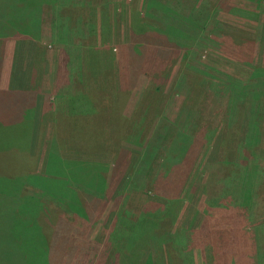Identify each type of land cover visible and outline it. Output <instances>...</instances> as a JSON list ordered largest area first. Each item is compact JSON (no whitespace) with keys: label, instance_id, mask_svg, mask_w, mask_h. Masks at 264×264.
Listing matches in <instances>:
<instances>
[{"label":"rangeland","instance_id":"rangeland-1","mask_svg":"<svg viewBox=\"0 0 264 264\" xmlns=\"http://www.w3.org/2000/svg\"><path fill=\"white\" fill-rule=\"evenodd\" d=\"M38 1L0 0V15L13 3ZM42 1L51 22L46 18L38 34L33 7L24 24L0 21V51L6 42L13 49L12 75L4 80L36 101L29 121L0 113V188L21 176L19 164L24 173L43 174L53 136L67 137L63 151L53 141L51 147L62 170L106 177L63 176L67 195L53 185L60 194L45 199L40 220L29 225L72 226L64 246L71 259L63 264H264V162L245 188L252 199L240 196V141L249 115L259 120L264 151V0H162L198 25L207 22L206 33L172 37L152 29L168 26L173 14L131 17L143 0ZM142 20L146 33L135 38L134 59L126 46L132 24ZM66 23L72 33L58 32L57 24ZM117 89L126 127L116 117ZM80 93L91 100L83 95L87 118L74 127L65 116L70 97ZM5 217L1 211L0 258L10 264L16 244L4 233L17 234L4 231L12 224ZM27 246L22 241L16 249Z\"/></svg>","mask_w":264,"mask_h":264},{"label":"trees","instance_id":"trees-1","mask_svg":"<svg viewBox=\"0 0 264 264\" xmlns=\"http://www.w3.org/2000/svg\"><path fill=\"white\" fill-rule=\"evenodd\" d=\"M28 2L32 3L30 2V0H28ZM157 14L162 16H170L171 14H173L174 19L168 26L164 28H162L164 24L162 26L153 27L154 29L152 30L155 33H162L169 37L176 36L178 32H180V30L187 33H198V32L206 33L207 30L206 20L202 21L201 25H198L197 21L195 22L194 20H192L191 16H187V18H184L175 11H173V9H171V7L168 6V1L164 3L162 0L160 1L143 0V5L140 8V10L135 11L131 17L134 16V19L135 17H140V16L146 18V16L151 17L152 15H157ZM132 25L134 26L131 28V31L135 35L131 36V39L129 40V43L127 44L126 48L129 50V57L132 56L134 59H136L135 57L138 56L137 51L139 47L136 44L135 38H139V36L145 35L146 24H144V21L142 20L141 22L137 21L135 24ZM57 27H58V32L64 34L65 33L69 34L72 33L73 31V26L71 25V23L57 24ZM52 28H55L54 24L52 25ZM184 39H187L186 36L184 37ZM148 46L149 43L147 44V48ZM155 47L159 51V47L156 44ZM130 49H132L133 51H130ZM141 58L142 57H140V60ZM83 95H85L88 99V96L85 93H83L82 95L80 93L71 96L68 101L67 115L65 116L67 118V121L65 122H68L69 120V122H71L74 127H83L85 120L80 122L78 121L80 119L87 118V114L84 115L86 109L83 107V104L85 103L84 100L85 98ZM115 95L118 98H121V100L119 99L117 103L119 105L117 106L116 117L119 120V124L122 127H126L129 118L125 117L121 113L122 104H123L122 101L124 99V95L122 94L120 89L116 90ZM34 98H35V94L32 92H26V91L25 92L10 91L6 93L0 92V113L5 111L8 112V115H10L14 121L20 118L27 119L28 116L29 119H32L33 118L32 110L34 109L33 108ZM250 98L252 99V105H253V101L256 104L253 110L250 109L251 110L250 113L251 112L256 113L260 110L259 109L260 107L257 104L258 94L254 93L253 91ZM88 100L90 102L91 96H89ZM256 118L257 116H253V115H249V117L247 116L246 121L243 124L244 134L242 140L240 141L241 147L243 149L242 155L243 158L246 159L245 161H241L240 163L241 166L243 167L242 174L240 175V180H241L240 196L245 197V195H247L249 200L252 199L251 196L252 193L249 190L250 188L249 189L248 188L245 189V188L249 186L250 178L252 179L253 176H255L256 174L255 168H258L259 166L262 167L261 164L262 162H264V151L259 143V135H260L259 120H257ZM29 119H27V121H29ZM75 136H79V135H75ZM180 137L182 138V140L185 139L184 136L182 135H180ZM66 139L67 137H63V138L61 137L60 140L56 139L55 136L52 137V141L54 142V145H57L58 151L64 150ZM52 141H50V147L48 148L44 158L45 171H43V174L33 176L30 175L28 172L24 173V171L22 170L19 164L16 166V168L20 169L21 176H16V175L11 176L9 179L15 177L14 178L15 180L12 179L6 180L8 181V184L4 188H0V193H2L0 196V216H1V211H4V213L6 212V217H8L7 219L9 220V222H12L11 225H8V228H5L6 224L4 223L3 229L4 231H8V232L12 231V233L17 234L16 236H14V238L13 236L11 238H8V235L4 233L5 242L10 241L12 242V244L13 243L16 244V246L9 249V252H12L11 254H9V258H8L10 260L9 261L10 264H63L62 259L64 257L66 259V262L68 263V261H70L71 259V256H68L69 253L68 254L65 253L66 251L64 246L67 243V238H68L67 236L68 230L66 231V228L67 226H69L70 228L72 227L69 224H62V225L55 224V221L52 223L53 225L51 228L50 227L44 228L42 224L41 225L38 224V226L29 225V224L37 220L38 221L40 220L39 216L41 215V211H43V209H46L45 207L46 200H49L50 197L51 199H53L55 193L60 194L57 193L56 188L53 185H56L57 189H59L61 192L64 191L62 197L67 195L68 190L67 188H65L66 184L62 187L63 184L60 180L62 179L63 176L66 178L70 177L71 175L84 176L86 177V182H88L89 178L100 181L104 177H106L105 175L103 176L98 172L80 173V172H69L62 170L60 166L59 154L56 155L52 151L53 150V148H51L53 145ZM225 142H226V131H224L223 140L220 143L221 150L227 146ZM178 150L182 151V148H178ZM11 151L13 152V154H15V158H16L18 149L14 148V150L11 149ZM250 156H253L254 159H249ZM19 157L22 156L18 154V158H17L19 160L18 162H20ZM52 164L54 165V168L52 170L53 173L52 172L49 173L47 169H50ZM217 164H220V162H218ZM258 173H262V171L258 170L257 174ZM44 175L58 176L59 180L52 179V182L46 181V179L43 178ZM263 180L264 179L262 177L261 183L263 182ZM14 183H16L17 185L16 187L14 186ZM30 190H33L34 195L32 194L30 195L29 192ZM37 190L41 193L42 197L38 196ZM57 198H59V195L57 196ZM79 205L82 204L79 203ZM47 211L50 214L49 210ZM123 214L125 215L126 213L124 212ZM123 218L124 216H121L119 218L121 224L123 223ZM24 224H27L25 225L27 227L24 228L23 226ZM55 228L56 230H54ZM169 231L174 236L172 231L171 230ZM115 232H116L115 230L112 231L110 233V236H113ZM141 238H143V233L141 234L139 239ZM22 241L31 244V246H27L28 248H23L22 250H20V252H18L16 248ZM35 246L38 247L34 248ZM0 264H7V262L3 259L2 256L0 258ZM79 264H82V262ZM145 264H150V262L147 261Z\"/></svg>","mask_w":264,"mask_h":264},{"label":"crops","instance_id":"crops-1","mask_svg":"<svg viewBox=\"0 0 264 264\" xmlns=\"http://www.w3.org/2000/svg\"><path fill=\"white\" fill-rule=\"evenodd\" d=\"M17 4H21V5H17ZM12 8H10V10H8L7 12H4V14L0 15V21L5 22L6 24L9 23H14L15 19V23H26L27 21V7H29V10H31V7H33L34 9V15H33V20L34 23L37 25L35 34H38L40 31L37 30L40 28H43V24L46 23V18H48V20H50L49 17H47L46 13L48 12V6L46 1H42L39 0L35 5H30L28 6L27 4H22V3H13ZM3 13V12H2ZM51 14H53V11H50ZM51 17V16H50ZM10 18H13L12 20H10ZM18 18V19H17ZM53 23L56 24V21L54 19H52ZM51 22V20L49 21V23ZM8 28V25H7ZM33 31V32H34ZM13 49H11L10 47V42H6V44L1 48L0 51V80H2V82H0V92H10L13 91L9 88H11V86H9V83L7 84V82L4 79H8L9 77H11L12 75V70L14 68L13 65H11V60H12V51ZM13 92H21L20 91H13ZM25 92V91H24ZM36 106V101L34 102V108ZM20 109V108H19ZM19 117V116H17ZM21 119V118H20ZM17 120V119H16ZM19 120V119H18ZM230 221L229 217L227 216V221ZM232 222H234V220L232 219ZM71 226V225H70ZM72 227V226H71ZM68 228V229H67ZM66 231L70 228L69 226H67ZM235 228V225H234ZM56 230V228L54 229Z\"/></svg>","mask_w":264,"mask_h":264}]
</instances>
